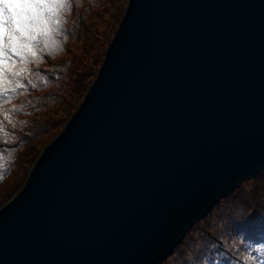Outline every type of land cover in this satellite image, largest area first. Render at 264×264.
I'll list each match as a JSON object with an SVG mask.
<instances>
[{
  "label": "water",
  "instance_id": "95a60500",
  "mask_svg": "<svg viewBox=\"0 0 264 264\" xmlns=\"http://www.w3.org/2000/svg\"><path fill=\"white\" fill-rule=\"evenodd\" d=\"M262 169L264 0H128L83 100L0 208V264H162Z\"/></svg>",
  "mask_w": 264,
  "mask_h": 264
},
{
  "label": "rangeland",
  "instance_id": "374dc122",
  "mask_svg": "<svg viewBox=\"0 0 264 264\" xmlns=\"http://www.w3.org/2000/svg\"><path fill=\"white\" fill-rule=\"evenodd\" d=\"M65 2L49 40L39 37L24 55L6 53L0 85L10 99L0 100V208L83 100L128 4ZM162 264H264V169L221 198Z\"/></svg>",
  "mask_w": 264,
  "mask_h": 264
},
{
  "label": "snow or ice",
  "instance_id": "6c2138e0",
  "mask_svg": "<svg viewBox=\"0 0 264 264\" xmlns=\"http://www.w3.org/2000/svg\"><path fill=\"white\" fill-rule=\"evenodd\" d=\"M66 7L65 0H0V55H24L39 37L49 40Z\"/></svg>",
  "mask_w": 264,
  "mask_h": 264
},
{
  "label": "trees",
  "instance_id": "16d2710c",
  "mask_svg": "<svg viewBox=\"0 0 264 264\" xmlns=\"http://www.w3.org/2000/svg\"><path fill=\"white\" fill-rule=\"evenodd\" d=\"M8 61H9V59H7L6 58V53L4 54V55H0V73L5 69V67H6V65H7V63H8ZM20 76V75H19ZM17 77V80L18 81H20V77ZM97 76V75H96ZM95 76V77H96ZM29 77H27V79L25 78V82H24V84L25 85H27L28 84V82H29ZM95 79V78H94ZM94 81V80H93ZM93 81H92V83H93ZM11 83H13L12 81H10ZM91 83V84H92ZM3 86H4V84H2V85H0V100H4V99H10V98H8V97H6V96H4L2 93H1V90H2V88H3ZM15 96H13V97H11L12 99L14 98ZM80 104V103H79ZM78 104V105H79ZM78 107V106H77ZM61 122V121H60ZM39 156V155H38ZM38 156H35V158L32 160L33 161V163L32 164H34V162L36 161V159H37V157ZM32 157H33V155H32ZM32 159V158H31ZM31 161V162H32ZM235 191V190H234ZM5 197V195H3L2 196V194L0 195V198H4ZM173 254V253H172ZM168 258V257H167ZM166 258V259H167ZM163 263V262H162Z\"/></svg>",
  "mask_w": 264,
  "mask_h": 264
}]
</instances>
